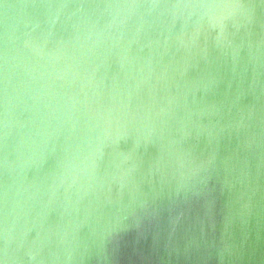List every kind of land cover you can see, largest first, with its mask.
Listing matches in <instances>:
<instances>
[{"label": "water", "instance_id": "water-1", "mask_svg": "<svg viewBox=\"0 0 264 264\" xmlns=\"http://www.w3.org/2000/svg\"><path fill=\"white\" fill-rule=\"evenodd\" d=\"M0 264H264V0H0Z\"/></svg>", "mask_w": 264, "mask_h": 264}]
</instances>
